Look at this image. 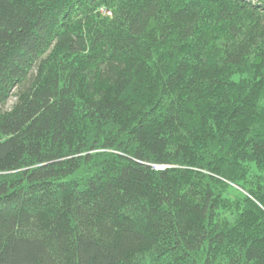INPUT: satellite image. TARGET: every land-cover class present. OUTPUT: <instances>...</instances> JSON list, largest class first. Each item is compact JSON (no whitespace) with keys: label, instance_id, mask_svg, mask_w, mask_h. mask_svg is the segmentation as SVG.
Here are the masks:
<instances>
[{"label":"trees","instance_id":"obj_1","mask_svg":"<svg viewBox=\"0 0 264 264\" xmlns=\"http://www.w3.org/2000/svg\"><path fill=\"white\" fill-rule=\"evenodd\" d=\"M0 264H264V0H0Z\"/></svg>","mask_w":264,"mask_h":264},{"label":"rangeland","instance_id":"obj_2","mask_svg":"<svg viewBox=\"0 0 264 264\" xmlns=\"http://www.w3.org/2000/svg\"><path fill=\"white\" fill-rule=\"evenodd\" d=\"M16 97L12 96L8 104L6 105V108H10L12 104L15 102ZM163 168V167H162Z\"/></svg>","mask_w":264,"mask_h":264}]
</instances>
